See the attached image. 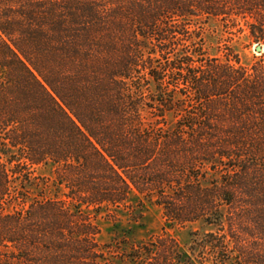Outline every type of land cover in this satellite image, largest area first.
Masks as SVG:
<instances>
[{"label":"trees","instance_id":"1","mask_svg":"<svg viewBox=\"0 0 264 264\" xmlns=\"http://www.w3.org/2000/svg\"><path fill=\"white\" fill-rule=\"evenodd\" d=\"M210 22L264 47V0H0V264H264V65L210 57ZM147 203L165 231L130 244Z\"/></svg>","mask_w":264,"mask_h":264},{"label":"rangeland","instance_id":"2","mask_svg":"<svg viewBox=\"0 0 264 264\" xmlns=\"http://www.w3.org/2000/svg\"><path fill=\"white\" fill-rule=\"evenodd\" d=\"M204 47L210 57H218L221 60L225 59V55H229L230 57L237 56L239 62L244 67H251L257 63H261L264 65V47L261 44H256L252 42L246 31L241 33L237 32L236 29L224 28L219 23L210 22L204 26ZM260 46L262 48L261 52H257L256 48ZM231 59V58H230ZM143 115L151 120L153 119L148 110L143 112ZM166 120L171 123L173 122L172 115L169 114L166 116ZM35 177H39L40 179L35 183L40 187L45 188V186H49L51 194L53 196L55 189L52 187L51 181L53 177L51 176L50 170L45 168H38L34 175ZM22 191V190H20ZM49 193V190H47ZM37 192V191H36ZM36 192H30L29 198L31 201ZM39 194L44 191H39ZM37 192V193H38ZM65 191L62 190L58 193V197L63 199V193ZM34 193V194H33ZM16 209L24 208L26 209V205H14ZM12 208L9 210L11 211ZM143 220L141 224L137 228H133L131 233V237H128L126 242H144L153 237L161 235L163 233L164 228V220L162 216V212L159 208L154 205L146 204L142 211ZM127 214H122L117 216L116 218H105L104 215H100L97 218H94V223L98 226L100 234L97 237V241L101 246L108 245L109 243L116 241L115 243L121 242L119 239H122L123 236L129 233V229L125 230L129 226ZM208 229L203 228L198 224L188 225L185 227H175L173 229H166V233L172 236L179 244L182 250L187 251L190 246V234L199 231L200 233L206 232ZM125 246H121V249H124ZM108 259L112 260V257L109 256ZM113 261H117L114 260ZM209 264V263H206Z\"/></svg>","mask_w":264,"mask_h":264},{"label":"water","instance_id":"3","mask_svg":"<svg viewBox=\"0 0 264 264\" xmlns=\"http://www.w3.org/2000/svg\"><path fill=\"white\" fill-rule=\"evenodd\" d=\"M256 51H257V52H261V51H262V48H261L260 46H258V47L256 48Z\"/></svg>","mask_w":264,"mask_h":264}]
</instances>
